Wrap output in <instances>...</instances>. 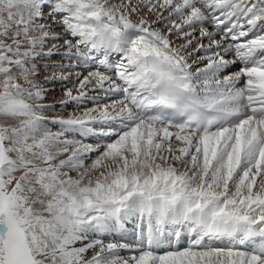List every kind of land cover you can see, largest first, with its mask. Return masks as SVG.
I'll return each instance as SVG.
<instances>
[{
	"label": "snow or ice",
	"instance_id": "obj_1",
	"mask_svg": "<svg viewBox=\"0 0 264 264\" xmlns=\"http://www.w3.org/2000/svg\"><path fill=\"white\" fill-rule=\"evenodd\" d=\"M0 264H264V0H0Z\"/></svg>",
	"mask_w": 264,
	"mask_h": 264
},
{
	"label": "bare ground",
	"instance_id": "obj_2",
	"mask_svg": "<svg viewBox=\"0 0 264 264\" xmlns=\"http://www.w3.org/2000/svg\"><path fill=\"white\" fill-rule=\"evenodd\" d=\"M68 86L71 87L72 85H68ZM55 87H56V91L52 95H54L56 98H60L62 96V92L60 91V87H59V85H57Z\"/></svg>",
	"mask_w": 264,
	"mask_h": 264
}]
</instances>
